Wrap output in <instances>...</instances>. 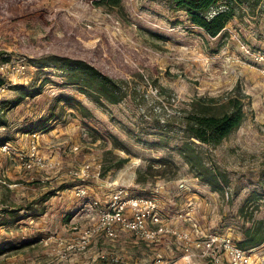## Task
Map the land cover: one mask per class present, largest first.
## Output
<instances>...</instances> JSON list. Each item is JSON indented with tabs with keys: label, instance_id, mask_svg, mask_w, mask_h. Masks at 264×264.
Segmentation results:
<instances>
[{
	"label": "rangeland",
	"instance_id": "rangeland-1",
	"mask_svg": "<svg viewBox=\"0 0 264 264\" xmlns=\"http://www.w3.org/2000/svg\"><path fill=\"white\" fill-rule=\"evenodd\" d=\"M97 2L0 0V65L27 66L0 96V264H212L170 233L144 239L116 223L111 234L100 210L119 190L151 196L160 185L170 228L192 229L181 217L187 196L197 201L191 218L203 235L239 242L264 220V76L240 50L264 52V0L238 9L217 37L171 0ZM96 48L103 54L95 58L136 88L119 104L100 106L41 64ZM236 86L246 94L242 125L215 148L197 142L224 177L214 190L177 149L181 133L161 145L159 121L172 114L179 128L194 99L227 97ZM262 256L264 244L254 250Z\"/></svg>",
	"mask_w": 264,
	"mask_h": 264
},
{
	"label": "trees",
	"instance_id": "trees-1",
	"mask_svg": "<svg viewBox=\"0 0 264 264\" xmlns=\"http://www.w3.org/2000/svg\"><path fill=\"white\" fill-rule=\"evenodd\" d=\"M112 8H121L123 0H97ZM262 0H171L177 9L186 12L188 19L195 26L200 27L208 36L217 37L227 27L228 23L237 15L238 9L245 5L258 6ZM214 11V13H212ZM100 48H96L91 56L73 54H53L42 58L43 67H53L63 73L66 84L77 86L100 106L119 104L136 89L132 81L118 77L107 69L108 65L100 62L95 56L102 55ZM141 77V75H140ZM2 79L0 78V84ZM157 83V82H156ZM160 87L159 84H155ZM32 92L31 95H37ZM246 94L236 86L227 97L204 98L193 100L190 113L180 116V127L170 126L172 114L159 121V139L161 145L168 146L172 137H183L177 146L180 154L187 161L197 177L210 185L214 190H222L223 175L209 166L205 155L197 142L210 147L219 146L245 120ZM178 129V130H175ZM127 160L122 159L120 164ZM139 177V182L143 181ZM244 206L241 207V212ZM243 249H252L264 244V220H255L244 232V238L238 242Z\"/></svg>",
	"mask_w": 264,
	"mask_h": 264
},
{
	"label": "built area",
	"instance_id": "built-area-1",
	"mask_svg": "<svg viewBox=\"0 0 264 264\" xmlns=\"http://www.w3.org/2000/svg\"><path fill=\"white\" fill-rule=\"evenodd\" d=\"M240 50L251 64L260 69L264 76V52L253 50L244 43L240 44ZM236 61L239 62V58ZM26 69V64L14 60L3 62L0 65V78L3 81L0 84V96L9 89V78L11 77L13 80L12 76L15 74L17 76L24 75ZM10 145L8 141L6 146ZM34 155L36 154L34 153ZM41 161L39 158V162ZM88 171L89 166L84 168L83 175ZM76 174L79 175L78 172ZM180 189L182 191L190 190L184 184L180 185ZM162 193L168 194V191L163 190L160 185L155 187L151 196H130L128 192L123 194V190H119L106 205L101 206L104 228H108L112 234L113 229L110 226L118 223L123 229L132 231L144 239L155 238L158 233H170L178 241L183 242L186 248L196 246V248L202 249L204 253H207L212 264H264V256L259 259L254 257V250L258 247L243 249L239 246L238 241L229 234L208 233L203 235L200 227L198 228L195 220L193 221L191 218L192 211L197 207V201L189 196H187L188 201L185 203L188 210H183L181 217L192 224V229H179L177 226L170 228L164 222L163 208L159 202V196ZM95 204L100 205L97 201Z\"/></svg>",
	"mask_w": 264,
	"mask_h": 264
}]
</instances>
